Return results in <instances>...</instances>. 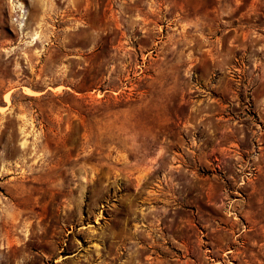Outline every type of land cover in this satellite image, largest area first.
<instances>
[{
    "label": "rangeland",
    "instance_id": "rangeland-1",
    "mask_svg": "<svg viewBox=\"0 0 264 264\" xmlns=\"http://www.w3.org/2000/svg\"><path fill=\"white\" fill-rule=\"evenodd\" d=\"M0 264H264V0H0Z\"/></svg>",
    "mask_w": 264,
    "mask_h": 264
}]
</instances>
